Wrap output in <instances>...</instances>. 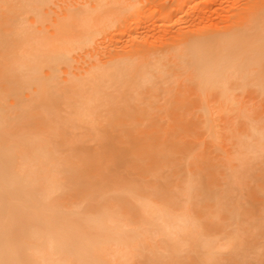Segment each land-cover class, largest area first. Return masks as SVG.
Segmentation results:
<instances>
[{"label": "rangeland", "instance_id": "1", "mask_svg": "<svg viewBox=\"0 0 264 264\" xmlns=\"http://www.w3.org/2000/svg\"><path fill=\"white\" fill-rule=\"evenodd\" d=\"M2 2L0 23L17 19L30 45L47 42L38 37L77 8L80 37L91 39L53 68L33 71L35 55L21 53L32 61L25 78L51 73L48 104L26 97L33 86L16 105L0 93V264H264L257 42L229 49L235 72L227 89L205 96L195 66L181 56L193 35L223 37L244 25L251 41L264 37V0ZM108 68L118 69L115 76L98 74L90 86L87 79ZM71 235V253L39 248ZM86 239L101 245L98 263L86 260L79 246Z\"/></svg>", "mask_w": 264, "mask_h": 264}, {"label": "bare ground", "instance_id": "2", "mask_svg": "<svg viewBox=\"0 0 264 264\" xmlns=\"http://www.w3.org/2000/svg\"><path fill=\"white\" fill-rule=\"evenodd\" d=\"M3 5L4 2H2L0 7H3ZM23 7V5L19 6V8ZM91 7L93 10L97 9L95 4H92ZM180 9H182V7ZM142 12V8H138L136 10V14L134 17L135 23H138L141 20ZM94 13L95 12L89 11V13L85 16L91 18L94 16ZM81 14H83L81 8H77L72 12H64L63 16H60V20H55L54 30L51 31V35L48 38H43L42 36L38 37L40 39H46L47 42H39L38 44L34 43V45H30L32 40L31 36H29L28 33H26L25 37L22 36L16 29L17 19L13 18L14 20L12 19V25H8L5 27L2 23H6V21L8 20H3L2 23H0V48H4L2 52L0 50V93H2L3 95H7V97L11 99V103L13 105L21 102L24 91H26L27 87L30 86H33L32 93H27L26 97L29 96L31 98V94L38 95L34 98L37 104H35L36 107L48 104V98L51 96L50 90L52 88L50 86V83L53 81L51 73L49 72V70L44 72V79L41 77H31V79L25 78L23 74V66L28 65V63L32 61L29 60L27 63L21 61V53L25 52L31 53V56L35 55L34 64H32L30 68L33 71H36L37 68L40 69V67L42 69H47L48 67L53 68L54 66H59L65 63L66 55L69 51H71L72 48L79 45L83 47L88 43L89 39H91L88 38L87 42L85 43L80 37L79 29H82L83 27L79 29H77V27L80 26V22L82 20ZM31 19L33 22H37L36 16L31 17ZM250 24L251 22L248 25ZM240 26H236V28L233 27L232 29L226 31L223 37H214V35L213 37L208 38H199L195 37V35L188 37V40L186 42L187 45L183 49V53L181 56L189 58L192 64L195 66V70L197 71L196 89L201 96L208 95V93L215 89H227L229 75L235 72L234 71L229 74V72L232 70L229 69L230 66H227L229 58L231 57V51H229V49L235 47L241 50V48H246L245 46L253 44L254 39L255 42H257L256 49H259L258 53L260 52L259 61L261 63V69L254 70L253 73L257 71V80H259V82H262V84L264 85V37H261L260 34L256 36L254 35V38L251 41V38L246 31L247 27H243L244 25L241 27ZM43 32V27L36 29V31L34 30V33ZM22 49H24V51H21ZM1 66H3L4 68L2 69ZM96 66L97 65H93L94 68ZM92 69L93 68L87 69V72H90ZM117 70L118 69L108 68L102 73H94L87 79V81L91 80L90 86H92L100 81V77L98 76V74L100 76L107 75L108 77H114ZM246 78L247 76H245L244 79ZM71 89L74 90V87L72 86ZM75 92L76 94H80V87H75ZM198 99L200 100V98ZM52 102H55V100H53ZM0 109L2 110L0 112L1 117V115H5L2 105H0ZM33 115L42 117V114L40 112H34ZM7 142L8 141H6L5 144H7ZM1 145L4 146L3 143L0 144V147H2ZM15 183L16 185H18L19 181H15ZM98 222H105V220H99ZM96 225L98 224L96 223ZM99 226H101L100 223ZM70 239H72V235L65 237L64 240L51 237L50 241L47 243V246L43 243H40L39 248L43 251H45V248L49 249L46 251H49L50 253H61L63 252V250L65 252L66 250L68 251V248L73 249L72 244H70ZM82 240H85V238H82ZM78 241L82 243L81 239H79ZM78 241L76 240V242L74 243H77ZM91 242H93V240H91ZM91 242L86 239V241L83 242V244H79V246L82 245L81 248L83 247V252L86 251L91 256V258H87L88 256L86 257V255L88 254H85L86 260H93L94 263H98V249H100L99 247L101 245L99 243L90 244ZM70 246H72V248ZM79 246L77 244V248H79ZM80 251L78 253H80ZM69 252L70 250L68 251V253ZM81 253L79 257L83 255H81ZM75 254H77V252ZM81 259H83V257Z\"/></svg>", "mask_w": 264, "mask_h": 264}]
</instances>
